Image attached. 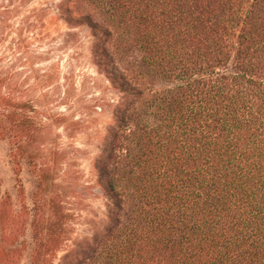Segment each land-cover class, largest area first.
<instances>
[{"label":"trees","instance_id":"obj_1","mask_svg":"<svg viewBox=\"0 0 264 264\" xmlns=\"http://www.w3.org/2000/svg\"><path fill=\"white\" fill-rule=\"evenodd\" d=\"M59 11L89 29L92 64L118 97L91 163L105 218L71 239L64 202L77 193L48 191L66 161L55 150L30 203L0 197V264H264V0H60ZM24 108L0 93L17 181Z\"/></svg>","mask_w":264,"mask_h":264},{"label":"rangeland","instance_id":"obj_2","mask_svg":"<svg viewBox=\"0 0 264 264\" xmlns=\"http://www.w3.org/2000/svg\"><path fill=\"white\" fill-rule=\"evenodd\" d=\"M59 5L60 0H0V93L24 103L23 113L33 122L26 134L30 158L20 163L18 181L10 144L0 138V197L7 193L11 205L30 203L40 167L51 165L55 150L63 151L65 164L48 191H76L64 205L75 213L71 239H81L105 218L91 163L112 126L111 106L118 97L92 64L89 29L67 25Z\"/></svg>","mask_w":264,"mask_h":264}]
</instances>
